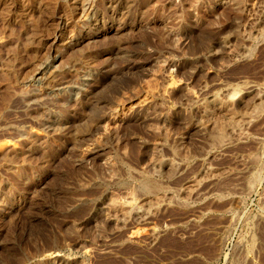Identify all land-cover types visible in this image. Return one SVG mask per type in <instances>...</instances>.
Segmentation results:
<instances>
[{
	"label": "rangeland",
	"instance_id": "rangeland-1",
	"mask_svg": "<svg viewBox=\"0 0 264 264\" xmlns=\"http://www.w3.org/2000/svg\"><path fill=\"white\" fill-rule=\"evenodd\" d=\"M106 1L0 0V264H264V0Z\"/></svg>",
	"mask_w": 264,
	"mask_h": 264
},
{
	"label": "bare ground",
	"instance_id": "bare-ground-1",
	"mask_svg": "<svg viewBox=\"0 0 264 264\" xmlns=\"http://www.w3.org/2000/svg\"><path fill=\"white\" fill-rule=\"evenodd\" d=\"M77 1V0H76ZM190 1V0H189ZM107 2V6L109 7V8H112V11L114 10V9H117V8H119V7H121L122 9H123V7H127V6H129L130 4H129V2H128V0L126 1V0H107L106 1ZM131 2V1H130ZM219 2V1H218ZM76 3V2H75ZM132 3V2H131ZM192 4V3H191ZM90 7H92V5H89V7L88 8H90ZM73 10H74V8H73ZM261 13H263V12H261ZM91 16L90 17H94L95 18V16L94 15H92V14H90ZM263 15V14H262ZM262 17V16H261ZM93 18V19H94ZM95 20H96V18H95ZM92 21V20H91ZM101 21V20H100ZM259 21V20H258ZM254 22V21H253ZM256 22H257V20H256ZM254 22L253 23V25H252V27L254 26V24H256L255 26V32H264V25H262V22L263 21H261V25H262V28L260 27V24L257 22ZM264 23V22H263ZM260 27V28H259ZM252 31V30H251ZM204 34H206V33H204ZM90 35V34H89ZM208 35V34H207ZM180 36V35H179ZM200 36V35H199ZM182 37V36H181ZM192 37V36H191ZM195 37V36H194ZM194 37H192V39L194 38ZM201 37V36H200ZM199 37V38H200ZM207 37V36H206ZM209 37V36H208ZM248 37V36H247ZM250 37V36H249ZM185 38H187V37H185ZM188 38H190V34H189V37ZM198 38V39H199ZM181 39V38H180ZM197 39V38H196ZM201 40H205V39H202V38H200ZM209 39V38H208ZM212 39V38H211ZM200 40V41H201ZM206 40H207V38H206ZM206 40H205V42H206ZM216 40V39H215ZM220 40V39H219ZM218 40V41H219ZM258 40V39H257ZM196 41V40H195ZM202 42H204V41H202ZM201 42V43H202ZM199 43V42H198ZM220 44V45H222V46H227L228 44H229V39L227 38V37H223V39H221L219 42H217V44ZM72 44V43H71ZM216 44V43H215ZM195 47L194 48H196V46H197V44L196 45H194ZM204 45H202V46H200V47H203ZM204 48V47H203ZM206 48V47H205ZM213 48H215V47H213ZM201 49V48H200ZM116 50V49H115ZM115 50L114 49H112L111 51H110V53L111 54H115ZM196 50V49H195ZM214 51H215V49H213ZM191 52H192V49H191ZM202 52V51H201ZM210 52H211V50H210ZM76 53V52H75ZM209 53V52H208ZM213 53H215V52H213ZM216 54V53H215ZM246 53H244L243 55H245ZM207 55V54H206ZM240 56V55H239ZM260 60V59H259ZM250 65V64H249ZM242 67V66H241ZM240 67V68H241ZM247 67V66H246ZM251 68V67H250ZM44 69V68H43ZM43 69H41V70H39L38 71V73L37 74H40L39 76V78H40V80H42V83L44 84V85H46V87H48V88H50V87H53V89H54V87H56L58 84H59V81L57 80V78H56V76H55V74L54 73H52V72H49V71H45V70H47V69H45V70H43ZM61 85V84H60ZM81 85V84H80ZM59 86V85H58ZM68 87V86H67ZM72 87H74V86H72ZM251 88V87H250ZM51 89V88H50ZM77 89H79V88H77ZM247 89V88H246ZM72 90V89H71ZM89 90V89H88ZM255 90V89H254ZM257 90V89H256ZM226 92V91H225ZM250 92V91H249ZM257 92V91H256ZM237 93V92H236ZM241 93V92H240ZM259 93V92H258ZM257 93V94H258ZM219 95V94H218ZM250 96V95H249ZM246 99V98H245ZM251 100V99H250ZM250 100H248V101H250ZM207 101V100H206ZM243 101V100H242ZM206 103V102H205ZM204 103V104H205ZM219 103V102H218ZM233 103H234V100L233 99H230L229 101H227V103H219V104H217L216 105V107L214 108V110H227V111H229L230 109H231V106H233ZM244 103V102H243ZM211 108V107H210ZM243 108V107H242ZM212 109V108H211ZM247 110H251L252 111V115L254 114V113H256L257 112V110H262V109H264V95H259L258 94V96H256L255 97V99L253 100V102L250 104V105H248V107L246 108ZM207 110V109H206ZM245 110V109H244ZM226 111V112H227ZM251 111H249V112H251ZM258 111V112H259ZM243 112V111H242ZM262 112V111H261ZM260 113V112H259ZM232 114V113H231ZM238 114V113H237ZM216 116V115H215ZM218 116V115H217ZM234 116V115H233ZM231 117V119L229 118V120L228 121H230V125H232V126H234V124H236V122H235V117ZM239 116H240V114H239ZM221 117V116H220ZM219 119V118H218ZM223 119V118H222ZM244 119V118H243ZM220 120H221V118H220ZM247 120V119H246ZM203 121V120H202ZM201 121V122H202ZM219 121V120H218ZM244 121H245V119H244ZM58 122V121H57ZM211 123V122H210ZM215 123V122H214ZM203 125H204V123H202ZM209 124V123H208ZM199 127H201V126H199ZM205 128H206V126H205ZM212 128V127H211ZM229 128V127H228ZM201 129H203V128H201ZM218 129V128H217ZM212 130V129H211ZM214 130V129H213ZM227 130V129H226ZM239 130H241V129H239ZM203 132V131H202ZM224 132V131H223ZM218 133V136H221V135H223L222 134V128L221 129H218V131H216V134ZM215 134V133H214ZM207 136V135H206ZM222 137H224V136H222ZM213 138V137H212ZM221 138V137H220ZM223 142H227V141H223ZM178 150V149H177ZM259 163V162H258ZM153 165H154V167H158V168H160V169H163V168H166V167H170V166H173V164H172V161H171V159L170 160H158V161H154V163H153ZM207 167V166H206ZM209 168V167H208ZM168 169V168H167ZM158 170V169H157ZM171 171V170H170ZM206 171V170H205ZM212 171V170H211ZM259 171V170H258ZM154 172H155V170H154ZM209 172V171H208ZM167 173H168V171H167ZM209 174V173H208ZM211 174V173H210ZM259 174V173H258ZM257 174V175H258ZM210 176H212V175H210ZM193 183V182H192ZM198 183V182H197ZM251 184V183H250ZM258 184V183H257ZM199 185V184H198ZM251 186H249V188H250ZM194 188V187H193ZM250 189H252V188H250ZM262 190H264V189H262ZM186 192V191H185ZM160 195H161V193H160ZM164 196V195H163ZM162 196V197H163ZM61 197V196H60ZM262 197H264V196H262ZM261 198V197H260ZM152 200V199H151ZM149 201V200H148ZM155 201V200H154ZM165 201V200H164ZM118 202V201H117ZM156 202V201H155ZM118 204V203H117ZM117 204L115 203V210H113V211H115V213L117 212V213H119L118 212V208L117 207H119V206H117ZM146 204V203H145ZM134 205V204H133ZM151 205V204H150ZM111 206V205H110ZM152 206H153V204H152ZM135 207V206H134ZM134 207L132 208V210L134 209ZM120 208V207H119ZM122 208V207H121ZM136 208V207H135ZM141 208H143V207H141ZM151 208V207H150ZM113 209V208H112ZM145 209V208H144ZM147 209H149V208H147ZM122 210V209H121ZM137 211V210H136ZM139 211V212H138ZM137 212L140 214V216H139V214H138V217H141V216H143L145 213L142 211V210H138ZM141 211H142V215H141ZM145 211V210H144ZM121 212V211H120ZM148 213V212H147ZM152 213V212H151ZM123 214V213H122ZM122 214H120V215H122ZM137 214V213H136ZM254 214V213H253ZM111 215H112V213H111ZM119 215V214H118ZM115 216H117L116 214H115ZM125 217V216H124ZM124 217H123V219H124ZM118 218V216L115 218V219H117ZM141 218H144V217H141ZM255 218V217H254ZM260 218V217H259ZM119 220L121 219V218H118ZM117 219V220H118ZM122 219V220H123ZM126 219V218H125ZM138 219H140V218H138ZM244 219V218H243ZM245 220V219H244ZM264 220V219H263ZM254 221V220H253ZM256 221V220H255ZM124 222V221H123ZM252 222V221H251ZM257 222V221H256ZM248 225V224H247ZM254 226V225H253ZM261 227V226H260ZM256 229V228H255ZM261 230V229H260ZM258 232V231H257ZM256 233V232H255ZM263 233V232H262ZM252 234V233H251ZM255 236V235H254ZM259 236V235H258ZM244 237V236H243ZM250 238H251V236H250ZM252 238H254V237H252ZM259 238V237H258ZM262 240V239H261ZM251 242H252V240H251ZM247 244V243H246ZM253 245V244H252ZM246 246V245H245ZM250 249V248H249ZM254 249V248H253ZM263 250V249H262ZM249 251H251V250H249ZM255 251V250H254ZM245 253V252H244ZM252 254V253H251ZM254 255V254H253ZM260 256V255H259ZM258 257V256H257ZM256 259V258H255ZM251 263V262H250ZM235 264V263H234Z\"/></svg>",
	"mask_w": 264,
	"mask_h": 264
}]
</instances>
